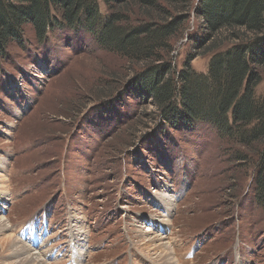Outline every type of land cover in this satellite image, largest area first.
Masks as SVG:
<instances>
[{
    "label": "rangeland",
    "instance_id": "rangeland-1",
    "mask_svg": "<svg viewBox=\"0 0 264 264\" xmlns=\"http://www.w3.org/2000/svg\"><path fill=\"white\" fill-rule=\"evenodd\" d=\"M195 3L171 38V62L206 76L228 42L194 49L206 33ZM41 40L24 25L23 45L0 60V238L11 234L46 264H164L152 237L168 244L171 264H264L253 169L234 172L251 153L209 121L169 124L133 89L92 107L97 86L138 66L83 29L55 27ZM8 254L0 246V264L18 259Z\"/></svg>",
    "mask_w": 264,
    "mask_h": 264
},
{
    "label": "trees",
    "instance_id": "trees-1",
    "mask_svg": "<svg viewBox=\"0 0 264 264\" xmlns=\"http://www.w3.org/2000/svg\"><path fill=\"white\" fill-rule=\"evenodd\" d=\"M101 1L108 8L105 16L98 0H0V60L9 44L23 45L24 25L30 24L40 42L55 27L83 29L94 45L139 68L131 78L110 76L97 86L99 103L92 107L129 88L146 94L169 124L177 118L184 120L180 125L209 121L251 153L239 155L234 172L241 176L247 166L253 169L252 201L264 209V96H255L264 76V0H196L194 13H201L206 33L194 49L202 54L205 46L218 49L228 42L212 57L206 76L194 74L189 64L176 71L171 62V38L181 32L188 0ZM135 14L141 19L133 23ZM84 103L69 112L82 113Z\"/></svg>",
    "mask_w": 264,
    "mask_h": 264
},
{
    "label": "bare ground",
    "instance_id": "bare-ground-1",
    "mask_svg": "<svg viewBox=\"0 0 264 264\" xmlns=\"http://www.w3.org/2000/svg\"><path fill=\"white\" fill-rule=\"evenodd\" d=\"M4 225L5 224L3 223L2 219H0V228ZM4 233L5 232L3 231V236L1 234L2 237L0 238L1 252L9 253V257L18 255V259L16 261H11L9 264H46L42 259L37 256V254L32 252L30 248H28L24 244H21L18 239L13 237L11 234ZM147 242H150V244L152 245L153 243L158 242V244L155 245L152 249L155 251V253L158 252V257L162 261V263L171 264V249L167 243L162 242V238L152 237L148 239Z\"/></svg>",
    "mask_w": 264,
    "mask_h": 264
}]
</instances>
